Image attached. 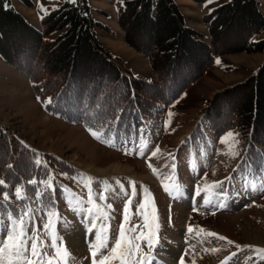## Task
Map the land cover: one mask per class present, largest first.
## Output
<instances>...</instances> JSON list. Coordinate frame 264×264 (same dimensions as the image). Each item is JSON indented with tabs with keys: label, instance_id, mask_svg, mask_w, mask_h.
Listing matches in <instances>:
<instances>
[{
	"label": "rangeland",
	"instance_id": "1",
	"mask_svg": "<svg viewBox=\"0 0 264 264\" xmlns=\"http://www.w3.org/2000/svg\"><path fill=\"white\" fill-rule=\"evenodd\" d=\"M65 1L72 0H13V3L18 4V10L29 21L37 23L38 17L41 18L38 26L43 28L42 17L50 9L58 8ZM86 1L90 7L91 16L100 24L94 27V32L101 44L112 54L122 58L136 77L148 81L157 80V75L150 62L142 55L143 53L124 39L118 14L125 0ZM176 1L186 16L185 22L208 36L209 24L205 16L213 9L211 10L208 5H200L195 0ZM259 2V7L264 13V0ZM262 30L261 33L258 32L260 35L253 40L254 42L264 39V27ZM64 31H56L47 38L54 41ZM202 39L204 40L205 37ZM209 42L211 43V40ZM231 43L232 40H226L224 46ZM35 51V44L18 41L16 47L11 49L10 57L20 65H28L30 69L34 62L33 58L36 59V56L41 54L40 49L37 50V54ZM4 62L17 68L5 58ZM263 63L264 49L250 52L232 48L217 56L214 63L208 67L209 73L205 75V71L190 85L200 80L197 87L180 98L190 87L188 86L174 102L166 105V111L162 113L159 123L155 125L156 128L140 129L135 139L134 137L125 138L121 134L117 136L106 132L105 129L97 130L83 123L71 122L58 114L49 112L45 102L38 98L32 83L19 68H17L19 74H11L0 65V123L10 127L25 144L43 156L44 164L50 168L49 177H52L53 185L50 190H45L41 184L40 188L44 195L39 199L27 197L28 201L25 199L20 203L15 196H9L7 202L0 203V236L4 234L5 225L10 224L7 214L19 216L26 207H29L33 209L32 218L28 222L29 234L31 235L35 225L40 239L51 244V239L43 225L49 219V211H52L59 215L58 221L55 216L52 219L55 222V231L63 237V244L73 256L80 260L81 264H91L89 244L95 237V230L87 231L91 223H95L97 228L101 225L109 226V247H111V239L115 237L123 219L126 201L132 198L131 220L126 226H142L144 218L136 214L137 206L145 203L146 207L142 211L148 213L151 219V198L154 197L159 216L160 242L154 250L153 264H156L159 250L166 255L170 264H180L182 257L185 264H190L193 257L196 264H222V261L224 264H264V260H260L259 254L253 249L237 250L236 247L237 245H254L264 248V187H261L264 184V169L257 175L252 171L247 158L248 144L242 145V140L237 136L239 143L235 145V150L239 155L232 156L229 154L231 140L222 143L221 138L220 140L215 138L214 131L209 124L205 123L200 128L203 133L200 140L192 138L183 144L175 145L180 135L193 130L208 101L216 94L217 98L214 101L217 107L215 108L217 112L214 111L216 119L219 121L230 119L232 116L227 113L228 110L235 111L240 99L246 94V88L237 85L255 74ZM88 68L93 70L94 67ZM89 69L84 71L90 74ZM192 70L194 67L191 68L190 63L180 65L174 83H182ZM20 73L23 75L21 78ZM82 73L77 76L80 81L86 79L85 75H88ZM144 93L153 98L158 96L160 91L155 88H144ZM84 94L90 97V92ZM90 107L92 110L89 109ZM76 110L82 115L93 114L97 107L93 109L90 104L84 103ZM169 113H172L170 122ZM151 123L154 124V121ZM89 129L102 132L103 136L101 139H96L90 134ZM230 131L235 132L233 128L225 132ZM185 136H182L181 140H184ZM261 137L264 138V126L261 128ZM86 138L95 144L92 153L87 149L88 139ZM144 142L146 147L143 148V155H141L140 146ZM157 148L159 152L153 156L152 152ZM8 151L0 139V160ZM128 152L131 154H127ZM60 162L66 164L67 167L64 168L67 171L60 168ZM114 163L132 168L136 175L97 173L100 168L109 167ZM149 164L157 169V174L153 173ZM173 164L175 178L183 186V194L179 197L170 195L163 186L164 184L171 186L173 183L170 179L173 175L171 167ZM85 177H90L91 180L87 181ZM214 181L223 183L216 188L209 187L199 196L195 195L197 186L211 185ZM133 182L136 184L134 197H132ZM86 183H90V189L85 187ZM187 192H189L188 196ZM147 193L151 195L148 201H145ZM231 194H238L243 200L236 208H228L226 201ZM89 195L95 204L109 214L107 221L99 211H89L93 207L89 202ZM101 195L105 198L101 199ZM205 196L210 201L207 205L204 203ZM222 198L224 200L221 204L224 206L217 205L216 203ZM3 200L4 194H0V201ZM108 205H111V208ZM194 208L197 210L194 211ZM189 225L194 228L191 235L187 231ZM197 226L227 237L235 243L229 245L225 240L203 234L198 237L195 235V232L199 230ZM139 230L138 228L137 231ZM57 243L59 244V241ZM190 245L195 247L192 248ZM144 247L147 252V247ZM171 247L176 248L177 252L171 254ZM212 248L220 251L216 253L204 251ZM47 252L49 256L54 254V250L50 247ZM232 253L236 255L225 261V257Z\"/></svg>",
	"mask_w": 264,
	"mask_h": 264
},
{
	"label": "trees",
	"instance_id": "2",
	"mask_svg": "<svg viewBox=\"0 0 264 264\" xmlns=\"http://www.w3.org/2000/svg\"><path fill=\"white\" fill-rule=\"evenodd\" d=\"M258 5V0H228L214 8L205 16L211 36L208 44L202 39V33L186 25L175 0H125L118 14L124 39L148 57L157 75L155 81L136 77L122 58L101 44L94 32V27L100 24L91 16L86 0L65 1L58 8L50 9L42 17V31L31 25L11 0H0V54L29 78L36 95L45 102L49 112L71 122L135 139L140 129L156 128L166 105L174 102L197 80L217 56L232 48L250 52L264 49V39L252 40L264 27V15ZM59 30L65 31L57 39L47 38ZM226 40H232V43L224 46ZM18 41L35 44V54L40 49L41 54L36 56L37 60L33 58L30 69L10 57V51ZM188 63L194 70L182 83L175 84L177 69ZM88 67L94 68L90 70ZM88 69L90 74L86 73ZM81 72L88 74L83 81L77 77ZM237 86L246 88V94L235 111L228 110L232 117L222 121L216 119V94L208 101L191 137L194 140L202 137L200 128L205 123L216 136L233 128L242 145L248 144V162L257 175L264 169V138L261 137L264 63ZM144 88H155L160 94L152 98L144 93ZM85 92H90V97H86ZM84 103L93 109L97 107L93 113L95 117L92 113L82 115L76 110ZM0 139L9 150L0 160L3 162L0 164V180L4 181V185H0V194L7 192L14 197L15 188L22 185L26 197H36V189L42 191L39 182L50 176V168L44 164L43 156L1 123ZM37 160L42 163L37 165ZM60 165L67 171L66 164L60 162ZM32 179L38 183H28Z\"/></svg>",
	"mask_w": 264,
	"mask_h": 264
},
{
	"label": "snow or ice",
	"instance_id": "3",
	"mask_svg": "<svg viewBox=\"0 0 264 264\" xmlns=\"http://www.w3.org/2000/svg\"><path fill=\"white\" fill-rule=\"evenodd\" d=\"M75 2V0H72ZM42 10H43V6ZM172 113H169V122ZM90 134L96 138L101 139L103 136L102 132L93 131L89 129ZM238 133L235 132H227L224 137H221V142L225 143L228 140H231V144L229 145V154L232 156L239 155V153L235 150V145L239 143V140L236 139ZM111 144V141H103ZM146 147V142L142 143L140 148V154L143 155V148ZM159 152V148H157L154 152H152L153 156H156ZM127 154H131L128 152ZM37 165L42 162L37 160L35 162ZM149 167L152 168L153 173L157 174V169L153 168L151 164ZM173 168V175L170 179L173 180L171 186L168 184H164L165 191L169 192L170 195H175L179 197L183 194V186L179 184L178 180L175 178V165L171 166ZM87 181H90V177H85ZM28 183L32 185H36L38 182L35 179L28 181ZM45 190H50L52 185V177H49L46 181H40ZM221 181H214L211 185L205 184L203 187L197 186L195 195H201L202 191H207L209 187L216 188L219 187ZM0 185H4V181L0 180ZM5 187H7L5 185ZM85 187L90 189V183H86ZM264 187V184L261 185ZM36 197L39 199L43 197L44 192L40 189H36L35 192ZM136 195V184L132 183V197ZM150 193L145 194V201H148L150 197ZM15 197L18 200L27 199L25 190L23 186H19L15 188ZM101 199L105 197L101 195ZM9 200V194L7 192L4 193V200L0 201V203L7 202ZM89 202L92 203L93 207L89 211H99L101 216L107 221L109 218V214L104 212L99 205L95 204L92 201L91 195H89ZM204 203L207 205L210 203L207 196L204 198ZM132 205V198L130 197L124 207L123 211V219L119 225L118 232L115 234V237L111 239V247H109L110 236H109V226L101 225L97 228L95 223H91V226L87 229L89 232H93L95 230L94 240L89 244V251L91 256V264H153V260L155 259L154 250L159 244V216L157 210L155 208V200L154 197L151 198V219L149 218V214L145 213L144 210L146 207L145 203H140L137 206V215H141L144 218V223L142 226L140 225H132L130 227L126 226L130 223L131 215L130 209ZM220 206H224L221 204ZM111 208V205H108ZM194 211L197 209H193ZM33 209L26 207V210L23 211L19 216H14L12 213H8V219L10 224H6L3 229V235L0 236V264H81L80 260L73 256L68 248L63 244V237L59 236V234L55 231V222L52 217L55 216L56 220H59V215L55 212L49 211L48 213V221L44 223L43 228L47 232L48 236L51 239V244L46 243L41 240L39 235L37 234L35 225H33L32 233L29 234L28 230V222L31 220V214ZM140 229L137 231V229ZM199 228V226H197ZM147 229V232H145ZM188 233L191 235L194 231L192 225L188 226ZM135 233V235H133ZM211 236L216 237L219 240L227 241V244L231 245L235 242L232 240H228L227 237L220 236L219 234L211 231H207L203 228H199L198 231L195 232L196 236ZM59 241V244L57 243ZM31 242V243H29ZM147 247L148 251L145 252V247ZM52 248L54 250V254L52 256L48 255L47 249ZM190 247L194 248L195 245H190ZM237 250H241L242 248H251L257 254H259V259L264 260V248L254 245H237ZM106 250V254L104 251ZM204 251H211L212 253H216L220 251L217 248L205 249ZM187 254V252H186ZM236 253H232L230 256L225 257V261L232 259ZM99 257V258H97ZM158 264V262H157ZM180 264H185L183 257L180 260ZM190 264H196L195 257H193ZM222 264L224 262L222 261Z\"/></svg>",
	"mask_w": 264,
	"mask_h": 264
},
{
	"label": "bare ground",
	"instance_id": "4",
	"mask_svg": "<svg viewBox=\"0 0 264 264\" xmlns=\"http://www.w3.org/2000/svg\"><path fill=\"white\" fill-rule=\"evenodd\" d=\"M87 140V145H88V150L90 151V153L93 152V148H95V144L89 140V138H86ZM89 142V144H88ZM99 172L97 173H101L104 175H116V174H122V173H128L132 176H135L136 173L133 171L132 168L126 166V165H122L120 163H114L112 165H110L109 167L106 168H100L98 170ZM224 200V198L219 199V201L216 203L217 205H220L222 203V201ZM227 204L229 205L228 208H236L238 205H240L243 200L240 197V195L238 194H231L228 198H227ZM169 246V245H168ZM170 252L171 254H174L177 252V249L174 247L170 248ZM159 255V256H158ZM158 255L156 256V264L158 262V264H170L169 259L166 257V255H164L161 250L158 251Z\"/></svg>",
	"mask_w": 264,
	"mask_h": 264
},
{
	"label": "crops",
	"instance_id": "5",
	"mask_svg": "<svg viewBox=\"0 0 264 264\" xmlns=\"http://www.w3.org/2000/svg\"><path fill=\"white\" fill-rule=\"evenodd\" d=\"M12 1V4H13V6L16 8V10L18 11V12H20L19 10H18V4H15V3H13V0H11ZM176 1V0H175ZM228 0H225V1H223V2H220V1H216V0H204V1H202V2H198V1H195L196 3H198V4H203V5H208V7L209 8H211V10L212 9H214V8H216V7H218L219 5H221V4H223V3H225V2H227ZM259 1V0H258ZM177 2V1H176ZM178 3V2H177ZM259 4H260V2H259ZM258 7H259V5H258ZM180 10H181V12L183 13V15L185 16V14H184V12L182 11V9L180 8ZM259 10L263 13V11L260 9V7H259ZM21 13V12H20ZM22 14V13H21ZM23 15V14H22ZM263 15H264V13H263ZM24 16V15H23ZM25 17V16H24ZM185 19H186V16H185ZM26 20L27 21H29L28 20V18H26ZM41 20V18H39L38 17V19H37V23H35V22H31V21H29L30 22V24L31 25H33L35 28H37L38 30H43V28H40L39 26H38V24H40V21ZM187 23V22H186ZM188 24V23H187ZM188 26L189 27H191V28H193V29H195V30H197L196 29V27H194L193 25H190V24H188ZM122 30V29H121ZM197 31H199V30H197ZM263 31V30H262ZM261 31V32H262ZM260 32V33H261ZM202 33V32H201ZM260 33H257V34H255L254 36H253V38H252V40H255L256 38H257V36L258 35H260ZM203 35V37H205V39H204V41L205 42H207L208 44H210V42H209V40H211V36L209 35V31H208V36H205V34L203 33L202 34ZM144 57H145V59L146 60H148V57H146V55H144V54H142ZM222 57V56H221ZM148 62H149V60H148ZM0 65H2V67H4V69L6 70V71H10V73L11 74H19V72H18V69L17 68H14L13 66H11V65H7V63L5 64V62H4V58L0 55ZM151 67V66H150ZM209 69L210 68H208L207 70H206V74L205 75H207L209 72ZM22 72V71H21ZM23 73V72H22ZM24 74V73H23ZM25 75V74H24ZM20 78L23 76L21 73H20ZM26 76V75H25ZM27 77V76H26ZM202 79H204V78H202ZM30 81V80H29ZM199 81L200 80H198V81H196L192 86H190L188 89H186V91L180 96V98H182L183 97V95H185L188 91H191L194 87H197L196 85L199 83ZM192 131V130H191ZM191 131H188L187 133H184V134H182V135H180L179 136V138H178V140H177V142L175 143V145H179L181 142H182V140H181V137L182 136H185L186 134H189ZM186 137V136H185ZM221 138V137H220ZM220 138L218 139V140H220ZM187 151V150H186ZM188 152V151H187Z\"/></svg>",
	"mask_w": 264,
	"mask_h": 264
}]
</instances>
